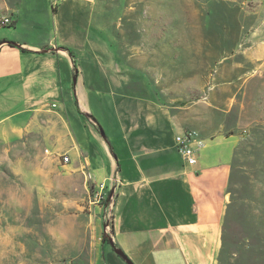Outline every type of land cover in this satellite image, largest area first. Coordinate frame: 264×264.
I'll list each match as a JSON object with an SVG mask.
<instances>
[{
	"label": "crops",
	"instance_id": "1",
	"mask_svg": "<svg viewBox=\"0 0 264 264\" xmlns=\"http://www.w3.org/2000/svg\"><path fill=\"white\" fill-rule=\"evenodd\" d=\"M113 1L17 0L9 9L14 26L0 27V145L40 136L48 153L70 159L48 175L63 169L68 187L75 180L85 189L90 174L92 187L113 192L109 241L94 264H127L114 248L132 264H217L235 151L243 129L264 122V20L218 63L207 101L190 96L204 90L205 48L187 55L180 41L171 52L158 37L153 50L150 23L142 45L125 40L120 22L111 27L121 11ZM232 118L239 133L228 130ZM190 130L203 141L194 166L175 145ZM57 181L48 176V190Z\"/></svg>",
	"mask_w": 264,
	"mask_h": 264
},
{
	"label": "rangeland",
	"instance_id": "2",
	"mask_svg": "<svg viewBox=\"0 0 264 264\" xmlns=\"http://www.w3.org/2000/svg\"><path fill=\"white\" fill-rule=\"evenodd\" d=\"M57 1L53 0L55 4ZM16 3L0 0V27H5L3 20ZM38 5L43 20H52L45 13L44 3ZM110 5L121 7L110 20L111 27L120 22L123 31L119 36L125 40L134 38L137 45H142L143 25L151 24L153 50L158 48L154 45L158 37L167 40L171 52L180 41L187 55L190 48H205L212 63L202 58L198 62L204 76L199 83L204 90L190 96L207 101L218 63L235 52L243 33L255 30L264 20V0H114ZM119 43L122 49L123 44L128 47L121 38ZM212 64L213 68H207ZM189 76L185 68L184 81ZM176 78L180 80V76ZM178 96L188 97L187 93ZM234 121L230 120L228 130L239 133ZM243 130L233 161L217 264H264V122L254 120ZM40 138L32 136L15 145H0V264H94L103 240L109 241L106 207L112 200L110 192L92 187V178L85 179V189L75 180L68 187L69 182H63L60 175L63 169L60 174L48 175V171L63 168L65 155L55 158ZM48 176L59 180L55 191L48 190Z\"/></svg>",
	"mask_w": 264,
	"mask_h": 264
},
{
	"label": "built area",
	"instance_id": "3",
	"mask_svg": "<svg viewBox=\"0 0 264 264\" xmlns=\"http://www.w3.org/2000/svg\"><path fill=\"white\" fill-rule=\"evenodd\" d=\"M3 24L9 25L11 24V20L5 18ZM53 107L55 108L56 105H53ZM202 144L199 133L194 130L187 131L175 137L176 149L187 166L196 165L197 150ZM63 160L65 164L69 163V158L67 156H65ZM87 178H92V176L87 174Z\"/></svg>",
	"mask_w": 264,
	"mask_h": 264
},
{
	"label": "water",
	"instance_id": "4",
	"mask_svg": "<svg viewBox=\"0 0 264 264\" xmlns=\"http://www.w3.org/2000/svg\"><path fill=\"white\" fill-rule=\"evenodd\" d=\"M10 44H12V45H15L14 43H10ZM1 45V44H0ZM113 198V192H112V194L110 195V199H112ZM114 247V246H113ZM115 249V252L119 255V256H121L125 261H126V263L127 264H132L128 259H127V257L119 250V249H116V248H114Z\"/></svg>",
	"mask_w": 264,
	"mask_h": 264
},
{
	"label": "trees",
	"instance_id": "5",
	"mask_svg": "<svg viewBox=\"0 0 264 264\" xmlns=\"http://www.w3.org/2000/svg\"><path fill=\"white\" fill-rule=\"evenodd\" d=\"M14 26V25H13Z\"/></svg>",
	"mask_w": 264,
	"mask_h": 264
}]
</instances>
